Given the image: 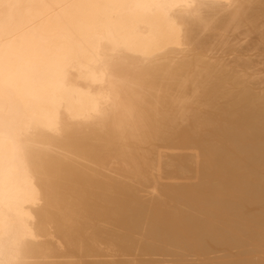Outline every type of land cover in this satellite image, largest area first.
Returning <instances> with one entry per match:
<instances>
[{
    "label": "bare ground",
    "instance_id": "1",
    "mask_svg": "<svg viewBox=\"0 0 264 264\" xmlns=\"http://www.w3.org/2000/svg\"><path fill=\"white\" fill-rule=\"evenodd\" d=\"M157 254L264 264V0H0V264Z\"/></svg>",
    "mask_w": 264,
    "mask_h": 264
},
{
    "label": "rangeland",
    "instance_id": "2",
    "mask_svg": "<svg viewBox=\"0 0 264 264\" xmlns=\"http://www.w3.org/2000/svg\"><path fill=\"white\" fill-rule=\"evenodd\" d=\"M150 188L149 189H147V191L145 192V193H147V192H149L150 193ZM144 193V194H145ZM149 193H148V196H149ZM145 195H147V194H145ZM220 254V253H219ZM146 256H148V255H145V257H143V256H140V255H136V257L134 256V258L135 259H137V260H139L140 261V259H141V261H144L143 263L141 262L140 264H151V263H156V264H160V263H164V264H169V262H171V260H172V257L171 256H167V255H164V256H162V255H159V254H157V256L156 255H151L149 258L148 257H146ZM165 256H167V257H165ZM140 257H142V258H140ZM192 258V257H191ZM194 258V257H193ZM150 259H152V260H154V261H152V260H150ZM165 259V260H164ZM163 260V261H162ZM146 261V262H145ZM157 261V262H156ZM169 261V262H168ZM151 262V263H150ZM168 262V263H167Z\"/></svg>",
    "mask_w": 264,
    "mask_h": 264
}]
</instances>
